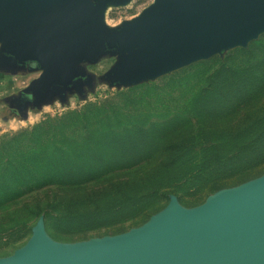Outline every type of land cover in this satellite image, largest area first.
Here are the masks:
<instances>
[{
    "label": "rangeland",
    "instance_id": "obj_1",
    "mask_svg": "<svg viewBox=\"0 0 264 264\" xmlns=\"http://www.w3.org/2000/svg\"><path fill=\"white\" fill-rule=\"evenodd\" d=\"M151 1L108 5L102 25L116 30ZM118 61L117 54L105 51L78 64L83 74L78 92L69 89L60 95L48 94L34 106L28 102L29 86L39 71H29L25 63L0 53V258L28 240L40 217L52 241L70 244L136 228L162 210L170 197L184 209L200 205L216 192H210L208 182L214 177L185 179L150 195L135 209L112 214L95 209L102 203L93 202V197L115 187V180H134V176L155 171V165L165 167L163 162L169 158L163 151L173 143L180 147L189 143L198 151L209 140L204 137L211 136L209 131L233 126L241 107L264 103V34L244 47L222 50L134 85L112 84L106 79ZM224 64L234 65L236 72L213 77L211 73ZM228 87L235 88L237 94L221 97ZM118 122L128 132L138 129L157 134V146L145 143L142 149L128 148L129 154L118 165L105 154L93 156V148L85 141L87 135L108 137L107 142H117L127 134L126 138L133 139L132 134L117 129ZM84 146L92 153H81L71 163L61 157L67 151H83ZM135 162L140 165L123 168L128 165L125 163ZM181 170L172 169L176 173ZM263 174L264 152H260L249 163L228 169L215 180H221L225 184L222 189H227ZM30 208L31 212L25 211Z\"/></svg>",
    "mask_w": 264,
    "mask_h": 264
},
{
    "label": "water",
    "instance_id": "obj_2",
    "mask_svg": "<svg viewBox=\"0 0 264 264\" xmlns=\"http://www.w3.org/2000/svg\"><path fill=\"white\" fill-rule=\"evenodd\" d=\"M129 1L0 0V53L39 71L29 103L78 92V64L105 51L119 56L106 79L134 85L264 34V0H152L118 29L102 25L108 5ZM0 264H264V174L191 209L170 197L143 224L110 237L57 243L40 217Z\"/></svg>",
    "mask_w": 264,
    "mask_h": 264
},
{
    "label": "trees",
    "instance_id": "obj_3",
    "mask_svg": "<svg viewBox=\"0 0 264 264\" xmlns=\"http://www.w3.org/2000/svg\"><path fill=\"white\" fill-rule=\"evenodd\" d=\"M224 72L233 74L236 69L234 65L224 64L223 67L214 70L211 75L215 77V75ZM235 91H237L235 88L231 87L229 89L228 87L227 92H223L221 97L237 94ZM240 112L241 114L237 116L236 122L232 127L217 130L210 128L213 130L209 131L211 136L208 134L204 136L209 140L198 151H193L189 143L182 147L173 143L163 151L169 158L167 162H163L165 167L159 168L155 165V171L134 176L132 177L134 180L113 181L115 187L111 185L107 190L103 189L102 192L93 197L95 199L93 202L100 201L102 203L94 208L102 211H111V214L112 212L126 211L130 208L135 209L141 201L150 195L155 194L164 187L188 178L209 180L214 177L208 181L210 183V192L213 193L222 189L225 184L221 180H215L217 177L224 175L228 169H237L241 165L249 163L251 158H254L260 152H264V103H260L257 106L251 103L247 104L240 108ZM174 116L182 117V114L175 113ZM116 126L121 133L128 132V129H124L119 122ZM128 133L133 135V139L129 140L126 138L128 137L127 134L122 140L117 142L109 140L107 142L108 137L87 135L85 141L90 144V148H93V156L105 154L111 163L118 165V161L125 157L126 154H129L130 150L128 148L131 150L135 148L142 149L145 143H149L153 148L159 142L157 139H160L157 134H151L147 130L137 129L135 133L134 131ZM104 144L107 146L105 149L98 148ZM86 149L84 146L82 147L83 151L80 152L67 151L61 157L65 156L66 162L71 163L77 155L89 152ZM89 153L91 154L92 152ZM125 164L128 165L123 168H129L140 165V162ZM172 169L182 170L176 173ZM244 179L247 180L249 178L246 177ZM31 209H25V211L31 212Z\"/></svg>",
    "mask_w": 264,
    "mask_h": 264
},
{
    "label": "flooded vegetation",
    "instance_id": "obj_4",
    "mask_svg": "<svg viewBox=\"0 0 264 264\" xmlns=\"http://www.w3.org/2000/svg\"><path fill=\"white\" fill-rule=\"evenodd\" d=\"M25 64H26L25 66L28 68V63H25ZM18 102H19V100H18ZM19 103H20V102H19ZM19 105H20V104H19ZM19 105H18V106H19Z\"/></svg>",
    "mask_w": 264,
    "mask_h": 264
}]
</instances>
